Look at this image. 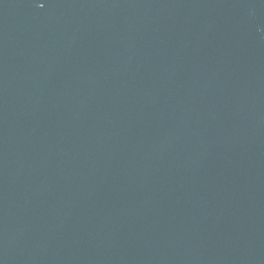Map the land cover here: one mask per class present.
I'll use <instances>...</instances> for the list:
<instances>
[{
	"label": "water",
	"instance_id": "obj_1",
	"mask_svg": "<svg viewBox=\"0 0 264 264\" xmlns=\"http://www.w3.org/2000/svg\"><path fill=\"white\" fill-rule=\"evenodd\" d=\"M0 264H264V0H0Z\"/></svg>",
	"mask_w": 264,
	"mask_h": 264
}]
</instances>
